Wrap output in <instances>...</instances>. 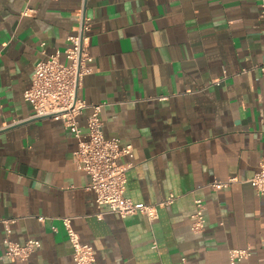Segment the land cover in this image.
Masks as SVG:
<instances>
[{
	"label": "crops",
	"instance_id": "0c3cea01",
	"mask_svg": "<svg viewBox=\"0 0 264 264\" xmlns=\"http://www.w3.org/2000/svg\"><path fill=\"white\" fill-rule=\"evenodd\" d=\"M26 8L36 15L22 17ZM79 8L94 57L79 96L105 104V136L134 147L133 159L120 160L133 165L125 195L177 198L154 222L98 219L89 177L73 160L76 138L59 119L34 118L24 98L36 64L76 33ZM263 62L256 0H0V264H75L63 217L94 247L96 264H229V250L248 247L241 264H264V203L250 182L264 157ZM230 178L238 181L226 189L209 186ZM196 198L207 220L197 233ZM3 220H14L9 231ZM7 237L41 247L12 262Z\"/></svg>",
	"mask_w": 264,
	"mask_h": 264
},
{
	"label": "built area",
	"instance_id": "2783aa9c",
	"mask_svg": "<svg viewBox=\"0 0 264 264\" xmlns=\"http://www.w3.org/2000/svg\"><path fill=\"white\" fill-rule=\"evenodd\" d=\"M261 9V23L264 28V0H256ZM36 15L34 8H26L22 17L30 18ZM77 31L68 37L64 50H57L46 59L40 60L34 69L30 87L25 91L24 98L34 109V118H52L61 120L64 128L71 132L77 140V149L73 160L76 168L89 177L87 190L94 192L98 208V219L106 214H117L121 218L143 215L150 222L159 218V209L168 208L177 199L171 194L166 200L157 204L134 202L127 197V173L132 168V162L121 164L123 156L134 157L132 144L123 145L118 138H107L101 119L105 104H89L79 96L84 77L93 72L94 57L90 51V33L92 24L87 18L84 8L75 12ZM264 75V62L258 68ZM214 85L220 86L222 80H215ZM90 111L87 116V130L83 131L80 117ZM236 178L214 181L209 186L214 191L228 188L237 182ZM256 194L264 203V157L261 159L258 171L250 180ZM194 211L191 215V230L203 232L206 228V205L202 198L194 200ZM102 208H106L104 211ZM44 221L43 217H40ZM14 220H3L9 231V225ZM67 236L73 247L75 264H96L95 249L82 241L79 233L72 225L71 217L61 218ZM4 257L12 262H26L32 254L41 247L39 240H28L20 244L7 237ZM157 247V244H154ZM252 248H235L229 250V264H241L250 259ZM182 264H189L186 258Z\"/></svg>",
	"mask_w": 264,
	"mask_h": 264
}]
</instances>
